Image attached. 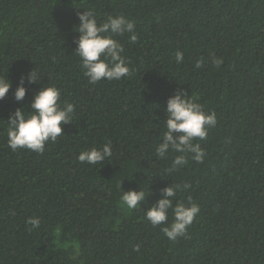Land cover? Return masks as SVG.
Here are the masks:
<instances>
[{"label": "trees", "instance_id": "1", "mask_svg": "<svg viewBox=\"0 0 264 264\" xmlns=\"http://www.w3.org/2000/svg\"><path fill=\"white\" fill-rule=\"evenodd\" d=\"M84 10L98 24L109 15L135 22L136 41L115 37L127 77L89 83L75 53ZM32 71L39 83H28ZM0 78L12 85L0 100V264H264V0H0ZM42 86L75 106L72 122L42 154L13 151L9 117L30 113ZM177 91L217 123L195 141L203 162L189 158L169 175L179 154L161 159L156 148ZM109 141L110 159L78 161ZM174 184L189 187L173 204L200 211L169 241L167 225L152 226L145 212ZM129 190L151 195L130 210L121 202ZM33 217L41 224L29 231Z\"/></svg>", "mask_w": 264, "mask_h": 264}, {"label": "clouds", "instance_id": "2", "mask_svg": "<svg viewBox=\"0 0 264 264\" xmlns=\"http://www.w3.org/2000/svg\"><path fill=\"white\" fill-rule=\"evenodd\" d=\"M79 24L75 31L79 33L76 41L75 53L81 60V67L89 83L95 84L102 80L119 81L130 74L128 61L123 55L124 48L115 39L116 36L129 34L131 41H136L135 22L130 21L123 15L111 16L98 24L97 18L92 11L84 10L78 13ZM176 63H183L184 53L177 51L174 54ZM213 64L219 67L223 61L213 58ZM201 62L196 67L199 68ZM39 77L35 71L28 76V83H39ZM11 82L7 78H0V100H3L11 89ZM27 89L23 79L15 91V100L21 102L26 96ZM60 90L55 86H42L34 94L31 103V112L25 113L17 109L8 120L7 143L13 150L27 149L42 154L49 141H56L62 135V126L72 122L75 106L71 103L60 101ZM166 119L164 126L166 131L156 148V155L167 158L171 153H178L172 164L165 171L171 175L172 172L183 167L190 158L202 163L206 155L200 143L208 135V130L215 127L217 123L214 112H206L204 107L187 97L183 91H177L167 100ZM112 156L111 142H106L101 148L83 150L77 159L80 163L98 164L105 162ZM189 185H178L166 187L161 190L162 198L145 212L146 219L152 226L167 225L162 231L169 241H175L178 237L186 234L187 228L193 223L200 209L197 204L189 202L184 204L176 202L173 204L177 192L187 189ZM151 195L143 190H129L123 192L121 202L128 209L134 210L140 207L146 197ZM169 210L172 212V222L168 223ZM31 227L29 231L38 229L41 221L39 218H29L26 221Z\"/></svg>", "mask_w": 264, "mask_h": 264}]
</instances>
